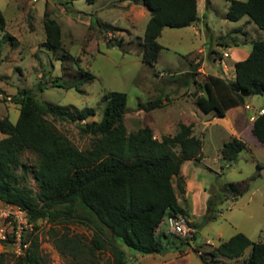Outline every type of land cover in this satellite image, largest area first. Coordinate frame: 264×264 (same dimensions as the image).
<instances>
[{"label": "trees", "instance_id": "16d2710c", "mask_svg": "<svg viewBox=\"0 0 264 264\" xmlns=\"http://www.w3.org/2000/svg\"><path fill=\"white\" fill-rule=\"evenodd\" d=\"M72 0H61L66 6ZM94 3L97 0H86ZM141 2L150 12L142 41V60L153 65L162 48L157 38L163 28H181L199 22L197 0H133ZM226 18L236 21L246 15L264 31V0H227ZM44 45L62 49L59 23L45 10L42 17ZM6 21L0 11V31ZM114 30L113 27H108ZM106 37V35H105ZM108 37V36H107ZM114 36L108 40H112ZM13 38L4 33L1 42ZM234 44L238 45L237 41ZM117 45H121L118 41ZM193 69L199 60L190 61ZM76 82H52V85L79 88L93 78ZM206 95L193 92V102L204 113L223 116L229 108L245 104L249 95H264V39L252 42L249 54L234 62V77L207 74L204 79ZM245 91L246 94H243ZM1 93H4L1 91ZM5 99V98H4ZM3 99V100H4ZM19 105L16 122L0 116V204L11 203L25 210L32 221L46 218L51 223L80 222L92 231L87 243L64 233L54 240L59 253L75 258V264H95L98 252L109 254L106 264H129L127 247L133 253L148 255L163 248L191 247L190 240L168 231L169 215L187 213L177 200L184 193L181 165L185 160H199L203 156L202 141L193 133L192 123H180L174 134L154 136L153 129L143 125L127 131L124 124L127 95L110 91L102 96L104 103L99 120L88 118L93 108L71 109L68 106L41 102L31 89H21L13 95ZM158 97L147 108L162 104ZM53 120L75 122L80 133L90 142L78 147L60 132ZM252 134L264 144V113L255 116ZM246 142L232 137L220 149L224 164L236 161ZM35 155L32 169L37 189L26 183V172L17 170L23 165L24 152ZM250 189V178L224 182L216 190L209 189L207 217L215 218L214 204L223 199H235ZM194 227H197L194 223ZM197 231L192 240L196 242ZM30 241L25 254L16 257L15 264H48L36 233L28 234ZM1 245H8L0 242ZM10 245V244H9ZM243 264H264V242H255L238 232L226 241L211 247L212 258L240 257L247 247ZM0 250V264L5 263Z\"/></svg>", "mask_w": 264, "mask_h": 264}, {"label": "rangeland", "instance_id": "374dc122", "mask_svg": "<svg viewBox=\"0 0 264 264\" xmlns=\"http://www.w3.org/2000/svg\"><path fill=\"white\" fill-rule=\"evenodd\" d=\"M206 2L197 24L200 33L188 27L163 28L157 38L162 46L158 59L153 65H148L142 60V41L148 16L135 22L133 27L125 22L120 24L125 31L122 35L124 42L119 46L117 43L120 35H115L111 41L107 38L109 42H106L103 35L98 34L95 25L89 27L83 22L67 21L69 16L77 18L80 13H90L94 9L95 4L86 0H72L66 6L61 0H0V11L6 20L5 31H0V89L10 96V100L1 99L0 116H8L11 122H16L19 105L14 103L13 95L25 88L31 89L41 102L68 106L71 109L93 108L95 114L88 118L89 121L100 119L104 106L102 96L105 93L125 92L127 110L124 124L127 131L148 125L159 134H170L176 131L179 120L185 121L189 116L200 120L194 111H198L199 116L204 118V112L198 110L192 101V93L184 96L177 89L178 86L171 87L166 80L178 77L179 81L187 77L190 84L186 87L191 92L194 82L191 74L186 71L190 70L191 54L198 48L202 49L199 57L205 61V73L221 74L222 67L226 64L230 67L226 75L233 78L234 61L241 57L235 49L250 51L253 41L264 39V31L248 16L244 15L236 21L226 18L227 0ZM60 6L67 8V12H60ZM46 8L61 25L62 49L49 48L43 44L45 32L42 17ZM5 32L13 38L1 42ZM234 41L239 44H234ZM213 55L216 62L211 59ZM84 72H89L93 78L79 88L52 85L56 81L62 83L82 80L85 78ZM159 74H162L161 79L157 77ZM205 77L206 74L198 79L201 80L199 88H203V94L206 95L202 82ZM158 97L166 103L158 108L148 109L147 106ZM245 102L251 106L249 114L256 116V110L264 107V95H249ZM180 105L185 106L184 110ZM49 119L78 147L88 146L90 137L81 134L75 122L53 120L51 117ZM202 124L201 120L198 121L194 132L203 142L204 155L209 158L206 161L216 169L218 165L212 158L219 153L223 142L230 139L221 132L219 126L203 129ZM4 136L0 132V138ZM256 160L264 163V148L248 146L241 150L236 161L228 163L226 167V163L224 164L220 176L219 165V172L213 183L216 190L224 182L245 177L250 178V189L235 199L217 201L214 204L217 216L209 220L205 216L198 221L196 225L200 228L197 229L196 243L201 254L190 247L184 252L183 247L175 245L148 255L133 253L125 247L128 263L149 264L158 260L159 264H243L250 251L249 246L243 255L233 259L212 258L207 251L238 232L244 233L253 241L264 240V165L259 169ZM22 161L23 165L17 171L25 170L26 183L36 190L32 172L35 155L26 151ZM219 162L222 164V160ZM162 227L165 228V224ZM218 232L221 233L220 236L217 235ZM34 233L38 235L40 248L48 264H75V258L59 253L54 240L68 233L82 243H87L92 231L80 222L51 223L43 218L36 222ZM206 239H210L213 245L205 244ZM0 250L6 255V264H15L16 257L9 244L1 245ZM108 257L107 251L98 252L95 264H106Z\"/></svg>", "mask_w": 264, "mask_h": 264}, {"label": "crops", "instance_id": "0c3cea01", "mask_svg": "<svg viewBox=\"0 0 264 264\" xmlns=\"http://www.w3.org/2000/svg\"><path fill=\"white\" fill-rule=\"evenodd\" d=\"M93 4H95L94 5L95 10L93 9L94 11L91 10L90 13H80L77 16V18L76 17L72 18L69 16L67 17V21L70 23H74L77 21L83 22L89 25V27H93V25H95L96 27L95 29L97 30L98 34L101 36L103 35L106 42H109V41L107 40L108 37H105V35L108 36V33H112L113 36L120 35L119 36L120 38L118 39V41L123 43L124 38L122 35L125 29L121 28L120 24L125 22L126 24L129 25V27H133L135 22L141 21L142 19L147 18V16H148L147 18V21H148L150 17V12L146 6H144L141 3H135L131 0H97ZM205 4H207L206 0H197V11H198L199 17H200L201 11L204 9ZM47 8L46 10L50 12ZM59 10L60 12H67V8H65L64 6H60ZM202 15H204V12H202ZM200 20H201V17H200ZM199 22L193 25L187 26V27L192 28L196 33H200V30L197 25ZM59 26L61 29L60 23H59ZM110 26L115 29L114 30L109 29L108 27ZM61 39H62V31H61ZM99 43H100V40L98 39L97 47H99L98 46ZM200 50L202 49L198 48L194 50L193 53L191 54V60H190V61L199 60L200 64L197 66V68L193 69L191 66V62H190L189 64L190 70L186 71L187 74H191L193 78L192 80L194 82L193 83L194 89L191 92H189L188 88L186 87V85L188 86L190 84L187 77H184L183 79L179 81H177L178 77H174L173 79L166 80L169 86L171 87L178 86L177 89H180L181 93L184 96L191 95V93L196 92V91L200 95L204 93L203 88H199L200 87L199 83L201 80L198 79V77L203 78L205 74L207 75L209 73H205V61L203 58L201 59L199 57L200 54L202 53ZM235 52L237 53L239 52V54H241V57H239L234 62L244 59L249 54V51L246 49H235ZM231 54L232 53H230L229 56H231ZM211 59L216 62L214 55ZM222 68H223V71L221 74L219 73L216 74L213 72H210V74L225 76L226 72L230 70V67L225 64ZM157 77L161 79L162 74L157 75ZM226 77L229 78L227 75ZM202 82L204 85V81ZM177 89L175 91H178ZM165 103L166 102H162L161 105ZM246 105H249V104L245 103L244 106L239 105V106L229 108L226 111L225 115L223 116L215 115L213 112H208V113H204L208 117L205 116L204 118H202V116H199V114L197 113L198 111H194V112L196 116L199 117V119L202 121L203 129H206L209 126H219V128L221 129V132L227 134L229 139H231L232 137H238L244 140L246 142L245 147L254 146V147L264 148V144L260 143L251 132L252 121L255 118V114L254 115L249 114L248 110L251 109V106L249 105L250 108H246L245 107ZM180 106H181V109L184 110L185 106L184 105L183 106L180 105ZM155 108H158V107H155ZM260 108H264V107H260ZM257 111L258 110H256V113ZM200 120L189 116L185 118V121L179 120L177 122V129L180 123H185V124L192 123L193 133L195 134L194 132L195 125ZM151 128L153 129L152 126ZM175 132L170 133V134H174ZM153 133H154V136L157 138H160L162 135H164V134H159L158 132H155L154 129H153ZM224 143L225 142H223V144ZM220 149H219V153H217L216 156L212 158L215 161V164L218 165V168L216 167V169L212 168V166L208 164V162L206 161V159H209V158H207L204 155L203 142H202V152H203L202 158L199 160H194V159L185 160L181 165V175L184 180V193L182 196L178 195L177 200L180 203V205L185 209L187 213L186 217L189 220V223H192V224L194 223L196 225L198 221L203 219L205 216H206V219L209 220V218L206 215L207 214V200L210 196L209 189L213 185L216 173L219 172V167H220L219 165H221L219 162ZM256 165L259 169H261L264 163L259 162V160H256ZM165 228H166V225H165ZM196 228L199 229V227H196ZM217 235L220 236L221 233L218 232ZM255 242H264V240H258ZM196 244L197 243L195 242L194 245ZM191 245L194 246L193 244ZM188 249H189L188 247H185L183 251L186 252ZM149 264H159V261L155 260V261L150 262Z\"/></svg>", "mask_w": 264, "mask_h": 264}, {"label": "built area", "instance_id": "2783aa9c", "mask_svg": "<svg viewBox=\"0 0 264 264\" xmlns=\"http://www.w3.org/2000/svg\"><path fill=\"white\" fill-rule=\"evenodd\" d=\"M112 36V33H108V38ZM4 98L10 100V96L0 92V101ZM245 107L250 108L249 105ZM257 113H264V108H260ZM166 226L168 231L190 241L197 231V228L189 223L187 217L181 214L169 215L166 218ZM35 230L36 222L30 219L27 210L11 203L0 204V242L10 244L15 257L25 254L30 243L28 234L34 233ZM205 244L212 245V241L206 239ZM197 253L201 254V251L198 250Z\"/></svg>", "mask_w": 264, "mask_h": 264}, {"label": "water", "instance_id": "95a60500", "mask_svg": "<svg viewBox=\"0 0 264 264\" xmlns=\"http://www.w3.org/2000/svg\"><path fill=\"white\" fill-rule=\"evenodd\" d=\"M242 93H243V94H246V92H245V91H242ZM199 228H200V227H199ZM190 242H191V244H193V245H194V243H195V241H194V240H191Z\"/></svg>", "mask_w": 264, "mask_h": 264}]
</instances>
